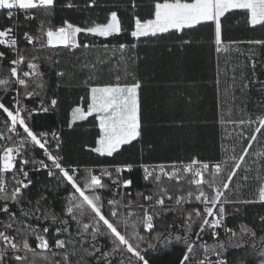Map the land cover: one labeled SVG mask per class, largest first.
Masks as SVG:
<instances>
[{
  "label": "snow or ice",
  "instance_id": "6c2138e0",
  "mask_svg": "<svg viewBox=\"0 0 264 264\" xmlns=\"http://www.w3.org/2000/svg\"><path fill=\"white\" fill-rule=\"evenodd\" d=\"M56 0H0V10H6L7 19L12 20L17 13H23L24 21H38L35 32L24 31L23 42L31 46L30 49L20 48L21 40L18 36V29L22 26L19 21L0 28V47L9 50L14 54V58L9 59L5 51H0V71H6L7 75L0 74V89L7 95L9 92L14 93L12 96L11 106L0 100V112L4 114L5 132L0 131V139L7 140L10 143L0 145V213L8 216V222L3 224L5 231H0V242L3 247L0 248V264H7L5 257L11 254L17 264H73L72 257L77 255L79 249L72 245L69 250L70 240L56 238L54 247L62 252L53 253L52 255H60V260H51L47 255L52 245H50L47 233L48 227L42 230L34 228L30 223L17 219V213L11 210V205H22L25 201L31 204L30 195L26 194L32 186V180L29 178V172L26 166L32 164L39 165V168L48 170L50 177L56 176L60 184L70 186L71 191L67 197V204L64 210V215L68 219H60L54 212H50L44 208L47 203V196L40 194L36 199L35 204L31 209L25 210L20 208V213L25 219L34 217L37 221L51 219L53 222L59 220L62 227L55 229L57 237L61 232H69L70 223L74 221L78 225V233L82 239L91 236L93 241L97 240L98 236H108L113 244V252H126L130 254L126 264H149L145 253L147 249L159 250L160 247H167L174 242H182L185 246V251L179 259V264H227L225 258L217 253L220 257L216 260H211L208 257L210 247L207 242H203L200 247L204 250V255L199 257L195 251L196 245L194 241L189 239L193 233V225H197L199 231H195L196 240L202 239V233L205 226L210 229H216L220 226L222 219L226 214L225 205L232 203H250L251 201H235L230 200L226 196V192L230 188L233 178L241 169L246 156L249 154V149L252 147V142L256 141L258 136L264 130V116L258 118V121L225 119L221 116L220 123L222 125H252L258 123L253 129V133L245 138L247 139V147L243 148L242 154H235L210 165L207 162H202L193 158L187 164H142L143 180L146 187L154 189L150 194L138 192L137 197L142 198L143 203H135L132 200H127L122 203L120 200L110 199L107 201L110 206L109 216L103 212V202L98 190L107 188L102 177H107L113 185L119 189H130L133 185L131 179H123L124 172H130L133 168L132 164L114 165L111 170L105 168L99 175L94 170H87L81 182L78 177V170L75 168H65L62 164V157L58 154L59 151V136L56 132H36L29 124V120L35 109H29L21 102V95L25 98L39 96L43 92L45 82L43 81V72L41 71L44 62H50V55H43L49 50L56 49H88L93 47L87 43L82 44L79 37L80 34H91L96 37L108 38L113 35H118L122 32V23L116 11L109 13L106 22L96 23L84 27L73 24L67 20L61 26H55L51 23V16L55 9ZM96 0H90L89 6H94ZM133 8L136 7L135 0H132ZM67 7H74L69 3ZM232 10H242L247 16V22L250 26H264V0H155L154 9L151 18L141 19L134 16V29L131 31V36L135 40L141 37H159L163 34H170L173 31L176 33L183 32L185 29H192L197 25L205 22H211L214 25V42L216 52H228L229 47H222L221 39L222 17ZM188 43V41H183ZM234 43V42H230ZM247 43L264 46V40H252ZM107 51L109 46L103 45ZM131 46L120 44L115 51L121 54ZM7 60V65L3 62ZM97 63H111V61L98 60ZM119 65V61L117 62ZM126 65V62H125ZM83 67L88 68L92 75L89 80L94 79L97 71V64H85ZM253 71L255 69V61L252 63ZM117 75L114 82L104 84H85L89 88V102L85 109L81 105H77L71 109V120L69 126L77 121L87 120L88 117L94 116L99 135L95 141V147L92 152L102 157H113L126 145H131L134 141H138L142 137L143 121H142V105L140 90L141 82L133 76L132 83H121L119 68L116 69ZM125 77L129 75L127 67L124 68ZM58 77H64L65 72H56ZM243 87H248L247 84ZM83 99V98H81ZM58 104L56 98L50 100V106L55 108ZM40 110L47 112L48 107L43 106L41 102ZM231 116V110L228 112ZM243 138V134H240ZM49 136L56 141L52 150V145L49 141ZM38 149L43 152L46 160H35L29 158L26 154L30 150ZM234 152V149H233ZM264 157V152L258 153ZM228 160L233 161L231 169L228 171L227 180L221 175L228 166ZM46 161L51 162L49 166ZM37 168L36 170H39ZM113 171L116 177L113 178ZM11 174V188L7 175ZM206 176L208 178H206ZM244 180L248 176L243 177ZM261 181V186L258 189V199L264 202V177L257 176ZM172 183V188L169 187ZM186 183L189 186H194V190L179 188L177 186ZM57 185V187L60 186ZM175 188L180 194L173 191ZM210 189V191H207ZM128 192L126 195H130ZM119 195V192H117ZM199 202L203 205V211L199 207H193L190 211L183 209V205L191 201ZM166 201H174L172 207L166 204ZM134 206L139 207L143 214L137 220H132L136 215L134 211L129 210L126 214H122L121 207L131 209ZM181 211L182 215H186L183 224V235L173 233L172 225H167L164 231L156 230V219L163 217L168 212ZM37 213L39 215H37ZM90 219V223H84V218ZM208 217H213L209 220ZM115 222H114V219ZM264 220V217L261 218ZM199 221V223H197ZM20 223L22 227L14 228V224ZM123 224L125 232L119 230L118 225ZM147 233L151 240H146L144 235L140 234L139 227ZM131 228V232L127 229ZM13 229L20 235V240L14 235H9L7 230ZM91 229V231H89ZM103 229V230H102ZM231 232V229L227 230ZM155 233L154 235H152ZM167 233V234H165ZM242 234H250L255 236L251 229L243 226ZM213 238L218 237V233L212 232ZM236 233H232L235 236ZM35 238V246L29 243V237ZM74 239V238H73ZM264 239V238H262ZM147 243V249L142 248L141 244ZM241 242L236 246H241ZM82 247V246H81ZM93 251L83 248L87 256L97 258V253L101 258L106 259L109 255L101 251L100 247L93 245ZM218 247L225 248L224 243H219ZM39 250V251H38ZM214 250V247H213ZM264 256V252L260 253ZM31 257V259H30ZM83 257L76 262L82 264ZM86 264V262H83ZM264 264V259L260 261Z\"/></svg>",
  "mask_w": 264,
  "mask_h": 264
},
{
  "label": "trees",
  "instance_id": "16d2710c",
  "mask_svg": "<svg viewBox=\"0 0 264 264\" xmlns=\"http://www.w3.org/2000/svg\"><path fill=\"white\" fill-rule=\"evenodd\" d=\"M155 0H135L136 7L133 8L132 0H96L94 6H89L90 0H56L55 9L51 16V23L55 26H61L65 20L84 27L91 25L93 22L104 23L106 22L108 15L112 11H116L122 23V32L118 35H113L108 38L96 37L91 34H80V41L82 44L87 43L93 45L88 49L80 48L74 50L68 49H56L49 50L43 55H50L51 61L44 62L41 67L43 72V81L45 87L43 92L39 96H35V99L43 102L44 107H48L47 112H42L37 115H33V118L29 120L30 126L36 132L54 131L61 136V150L63 156V162L69 167H79V178L82 182L87 170L90 167H113L114 165L132 164L133 166H140L141 164L148 163H166V162H180L191 161L196 158L200 161H218L220 159H228V157L234 155L227 149L226 140V128L223 126V149H221L220 141V129L216 126V123L210 122L205 127L206 131L202 132L198 130L197 125L185 126V125H162V128L155 127L156 125L148 124L142 133V137L138 141H134L131 145L124 146L121 151L114 154L113 157H102L91 151L95 147L96 138L99 135V129L94 116L88 117L87 120L77 121L69 126L71 120V109L77 105H81L85 109L89 102V88L85 84H104L115 81L117 71L114 69L119 68V75L121 76V83H132L133 76L138 79L142 88L145 86H151L163 89L166 92V87L170 86L171 93H177L179 96H174L175 100L179 101L181 97L189 100L191 104L199 106L201 97L195 93L191 94L190 87L182 85V83L174 84L170 79L161 78L159 75L162 73L160 67V60L163 56H159L158 47L160 45L169 44L177 41H213L214 40V25L211 22H205L192 29H185L183 32L170 34H163L159 37H141L138 41L131 36V31L134 29V16H138L141 19L151 18L154 9ZM71 3L74 7H67ZM6 10H0V28L11 25L17 20L22 25L20 29V35L23 37L24 31L35 32L38 21L33 20L30 22L24 21V16L19 18L13 17L12 20L6 18ZM222 20L221 38L223 41H249V40H264V26L252 27L247 22V16L242 10H232L226 13ZM120 44L133 45L136 47H129L121 54L119 51L113 49L117 48ZM22 49L31 46L26 45L21 38ZM103 45L109 46L106 51ZM152 49V50H150ZM154 49V50H153ZM3 47H0V51H4ZM9 56V52L7 53ZM9 58V57H8ZM98 60L111 61V63L99 64ZM119 61V65L117 62ZM126 62V65H125ZM97 64V71L95 77L89 80V76L92 75L88 68L83 67L85 64ZM7 65V60L3 62ZM127 67L129 75L125 77L124 68ZM65 72L64 77H58L56 72ZM0 74L7 75L6 71H0ZM167 80V83H166ZM179 88V89H174ZM186 88V90H185ZM196 89V88H195ZM185 90V92H183ZM184 93V94H183ZM12 92L5 95L4 91L0 89V100H3L6 104L11 106ZM56 98L58 104L55 108L50 106V100ZM83 98V99H81ZM23 102L25 97L22 95ZM193 109V108H192ZM197 109V108H194ZM183 111L187 113V109H170L172 117L169 120L180 122L185 119L183 117ZM143 118V117H142ZM146 122L149 121L145 119ZM144 120V121H145ZM4 114L0 112V131L5 132L4 128ZM163 121V120H162ZM165 121V119H164ZM185 129V130H184ZM186 129H189L188 132ZM263 132L260 134V143L255 142L252 148L249 149V154L246 156L245 161L241 169L238 170L237 175L233 178L230 184L229 190L226 192V196L230 200L235 201H251L250 203H232L227 204V225L232 228V232L224 237L217 239H211L210 237L196 240L195 231H199L197 225H193V233L189 236L191 241L195 242V251L199 257L205 254L203 248L200 245L203 242H207L210 247L208 253L217 254L228 259L229 264H260V261L264 259L260 253L264 252V202H260L258 199V189L261 186V181L257 179V176L264 177V157L257 155L264 152L262 139ZM182 138V140H180ZM181 142V143H180ZM247 141L244 143V147H247ZM181 147H185V155H171L172 152L180 150ZM243 148L236 152V156L242 154ZM222 150V151H221ZM171 152V153H170ZM26 155H31L35 160L40 156L38 149L30 150ZM233 161L228 160V166L226 167V179L228 171L231 169ZM247 175L248 179L244 180L243 177ZM114 178V177H113ZM206 178H208L206 176ZM127 179L133 181V185L129 189L130 195H126V201L132 200L135 203H143L142 198L137 197L138 192H144L150 194L154 191L152 187H146L143 180V174L139 167H135L130 172H127ZM104 183L108 185L107 188L98 190V194L102 198L103 212L106 216H109L110 206L107 201L112 199L115 185L105 177ZM60 181L56 176L49 177L41 175L35 176L32 182V186L26 190V194L31 197V204L25 201L22 205H11V210L17 213V219L30 223L33 227L38 224L44 227L50 225L54 230L57 227H62L59 220L53 222L51 219L36 220L34 217H28L25 219L20 213V208L29 210L35 204L36 199L40 194L47 196V203L44 208L50 212H54L60 219H68L64 215V210L67 204V197L71 191L70 186L60 184ZM169 187L172 188V183H169ZM183 189L194 190L193 186H189L186 183L177 186ZM210 191V189H207ZM173 191L178 195L180 194L175 188ZM120 200V199H119ZM172 207H178L172 205ZM195 205L183 206V209L191 210ZM129 210L136 213L132 217V220H137L142 216L143 212L139 207L134 206L131 209H123L120 211L122 214H126ZM37 215H39L37 213ZM114 219V218H113ZM186 219V215H182L181 211L168 212L163 217L156 219V230L164 231L167 225L173 223L174 227H171V231L183 235V224ZM8 222V216L5 215L4 220L0 221V230L5 231L3 224ZM84 223H90V219L85 217ZM115 222V219H114ZM178 222H181V228H178ZM70 229L69 232H61L57 237L55 234H50L49 238L52 243L56 238L70 240L69 250L72 249V245H75L79 251L77 255L72 257L73 264H76L78 260L83 257V262L86 264H126L130 254L126 252H113V244L108 236H98L96 241L91 239L88 235L86 240L77 235L79 229L78 225L69 219ZM199 223V221H197ZM246 226L255 233V236L250 234H242L241 228ZM22 224H14V228H20ZM119 230L123 233L125 228L123 224L118 225ZM141 235L146 237V240H151V237L145 233L142 226H138ZM103 230V229H102ZM91 231V229L89 230ZM131 232V228L127 229ZM9 235H14L17 238V242L20 240V235L13 229L7 230ZM236 233L232 236V233ZM153 233L152 235H154ZM167 234V233H165ZM243 237V243L241 246H236L241 242ZM74 238V239H73ZM29 243L35 246V238L29 237ZM219 243H224L225 248L218 247ZM93 245L100 247L101 251L108 253L106 259L101 258L97 253V258L87 256L83 251V248H87L89 251H93ZM82 246V247H81ZM1 247V245H0ZM142 248L147 249V243L141 244ZM39 251V250H38ZM63 250L50 249L47 255L51 260H60V255L53 256V253L62 252ZM185 251V246L182 242H174L167 247H160L157 251L155 249H147L145 253L146 259L149 264H179V259ZM207 253V254H208ZM31 259V257H30ZM7 264H17L14 260L11 250L5 257ZM82 262V264H83Z\"/></svg>",
  "mask_w": 264,
  "mask_h": 264
},
{
  "label": "crops",
  "instance_id": "0c3cea01",
  "mask_svg": "<svg viewBox=\"0 0 264 264\" xmlns=\"http://www.w3.org/2000/svg\"><path fill=\"white\" fill-rule=\"evenodd\" d=\"M247 42L223 41L222 47H229V51L220 53L216 52L214 40L188 41V43L177 41L160 45L157 50L159 56H163L160 60V67L163 71L159 76L170 79L174 84L187 85L185 87H190L191 90L189 93H196L199 98L201 97V101L199 106L191 104L183 97L177 101L174 96L179 95L171 93L170 86L166 87V92L161 88L151 86L141 88L143 131L144 124L145 129L148 124L156 125H153L154 128H162V125L183 124L189 127L191 125L203 127L198 130L205 132V127L212 125L209 124L210 122H214L220 129L222 150H224L222 147L223 126L226 128L227 149L235 154L242 149L247 141L245 138L253 133L258 123L243 126L222 125L220 120L223 116L225 119L230 118L235 121L241 119L258 121L259 117L264 116V46ZM253 61H255L254 71ZM245 84L248 87H243ZM170 109H187L188 111L187 113L183 111L185 119L175 123L169 120L172 117ZM229 110H231L230 117L228 116ZM145 119L149 121L146 122ZM188 130L186 129L187 132ZM262 132L264 137V130ZM257 136L252 146L255 142L259 146L260 134ZM262 143L264 148L263 139ZM185 149L187 148L181 147L171 155H185Z\"/></svg>",
  "mask_w": 264,
  "mask_h": 264
},
{
  "label": "built area",
  "instance_id": "2783aa9c",
  "mask_svg": "<svg viewBox=\"0 0 264 264\" xmlns=\"http://www.w3.org/2000/svg\"><path fill=\"white\" fill-rule=\"evenodd\" d=\"M21 15H23V13H17V15L16 16H14V17H17V18H19ZM24 16V15H23ZM18 21V20H17ZM18 31V36H19V38H20V40H21V38H23L21 35H20V29H18L17 30ZM20 48L22 47V45H21V43H20ZM22 49V48H21ZM5 51V53H6V55H7V53L9 52V59H11V58H14V54L13 53H11L9 50H7V49H5L4 50ZM14 95V93L12 94V96ZM21 102H22V104L23 105H26L29 109H35L36 111H34L33 112V114H32V116H31V118L30 119H32L33 118V115H37V114H39V113H42L43 111H41L40 110V107H41V101H39V100H37V99H35V97H32V98H25V101L23 102V100H22V95H21ZM44 106V105H43ZM45 132H49V133H51V132H53V131H45ZM57 133V132H56ZM57 135L59 136V151H58V154L62 157V164H63V166L65 167V168H75V169H77L78 170V176H79V167H76V166H73V167H69V166H67L64 162H63V154H62V150H61V136H60V134L59 133H57ZM49 141H50V144L53 146L52 147V150L54 151V153L56 152V150H55V148H54V145L56 144V141L55 140H53L52 139V137L51 136H49ZM10 142L9 141H7V140H2V139H0V145H7V144H9ZM40 151V156L37 158V161L38 160H46V158H45V156L43 155V152L41 151V150H39ZM29 158H32V156L31 155H27ZM222 159H220V160H218V161H221ZM218 161H202V162H207V163H209L210 165H214L216 162H218ZM189 161H187V162H183V161H180V162H166V163H163V164H172V163H176L177 165H179V164H181V163H183V164H187ZM46 163H48L49 164V166H51V162L50 161H46ZM154 164H161V163H148V165H154ZM142 165V164H141ZM141 165L140 166H133V168L132 169H134L135 167H139L140 169H141V171H142V174L144 175V173H143V169H142V167H141ZM37 168H39V165H35V166H33L32 164H29L28 166H26V169L25 170H27L28 172H29V178L32 180V182H33V179H34V177L35 176H37V177H39V176H41V175H45V176H49L48 175V170L47 169H44V168H39V170H36ZM105 168H107V169H109V170H111L113 167H90V169L91 170H94V172L97 174V175H99L100 174V172L103 170V169H105ZM222 176H223V178L225 179V181L227 180L226 179V168H225V171L221 174ZM50 177V176H49ZM113 177L115 178L116 177V173L113 171ZM104 178L105 177H102V179H103V182H104ZM122 178L123 179H127V172H124L123 173V176H122ZM7 179H8V181H9V188H11V174H8L7 175ZM194 187V186H193ZM117 192H119V195H117ZM128 192H130L131 193V191L129 190V189H124L123 187H120L119 189L117 188V186L115 185V188H114V192H113V197H112V199H115V200H119L120 199V201L122 202V203H126L127 201H126V193H128ZM3 204V201H0V205H2ZM166 204H168L169 206H172V205H174V201H166ZM186 205H195L196 207H199L200 209H201V211H203V205L202 204H200L199 202H196V201H191L190 203H186V204H184L183 206H186ZM226 206L227 205H225V208H226ZM10 207H11V205H10ZM123 208V207H122ZM123 209H125V208H123ZM5 215L6 214H3V213H0V221H3L4 220V217H5ZM208 219L209 220H211V219H213V217H208ZM172 225V227H174V225H173V223L171 224ZM179 227L178 228H181V226H182V224H181V222H178V224H177ZM44 227H48L49 228V232L46 234L47 235V238L49 239V242H50V245H52V247L50 248L51 250L52 249H56L55 247H54V243H52L51 241H50V238H49V236H50V234H55L56 235V232H55V229L54 230H52L51 229V227H50V225H45ZM44 227H42L41 225H38V224H36V225H34V228H37L38 230H42ZM228 229H231V232H232V228H230L228 225H227V213L225 214V216H224V218L222 219V221H221V224H220V226L219 227H217L216 229H210V228H208L207 226H205V230H204V232L201 234L202 235V238H206V237H210L211 239H214L213 238V235H212V232L213 231H215V232H217L218 233V237L217 238H220V237H224V236H226L227 234H229V233H231V232H228L227 230ZM1 231V230H0ZM61 234V233H60ZM216 238V239H217ZM59 239H61V238H59ZM0 245H1V247L0 248H2L3 247V243L2 242H0ZM208 257H209V259H211V260H216V259H218V258H220V257H218L217 256V254H213V253H208ZM223 257V256H222ZM223 258H225V257H223ZM226 259V261H227V264H229V261H228V259L227 258H225Z\"/></svg>",
  "mask_w": 264,
  "mask_h": 264
}]
</instances>
